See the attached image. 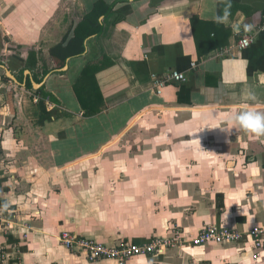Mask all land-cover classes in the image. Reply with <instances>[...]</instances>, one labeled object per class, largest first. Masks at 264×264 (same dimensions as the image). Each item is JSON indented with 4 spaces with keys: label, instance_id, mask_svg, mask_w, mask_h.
I'll list each match as a JSON object with an SVG mask.
<instances>
[{
    "label": "crops",
    "instance_id": "0c3cea01",
    "mask_svg": "<svg viewBox=\"0 0 264 264\" xmlns=\"http://www.w3.org/2000/svg\"><path fill=\"white\" fill-rule=\"evenodd\" d=\"M97 1L0 0V205L11 223L0 225V264H115L69 250L63 230L116 245L173 225L187 237L264 225V136L224 130L242 103L264 112V0H103L99 32L61 66L50 49ZM226 8L229 24L217 23ZM170 70L187 80L158 93L154 75ZM40 89L52 107L34 102ZM254 252L246 239L128 264H264V248Z\"/></svg>",
    "mask_w": 264,
    "mask_h": 264
},
{
    "label": "built area",
    "instance_id": "2783aa9c",
    "mask_svg": "<svg viewBox=\"0 0 264 264\" xmlns=\"http://www.w3.org/2000/svg\"><path fill=\"white\" fill-rule=\"evenodd\" d=\"M258 32H264V18L259 25ZM243 34L237 43L239 49H246L250 47L257 37V33ZM248 39L249 43L246 47L241 46V40ZM225 52V51H224ZM223 54V52H221ZM194 68L197 63H193ZM187 75L184 72L177 70H170L164 77L154 75V85L158 93H161L162 88L168 82H185ZM33 100L39 103L45 100L50 107L53 106L50 98H43L41 95L34 93ZM0 225L5 226L10 230V221L3 210H0ZM24 238L29 237V232L32 230L30 225H25ZM62 244L69 250L84 251L90 261H98L101 259H110L115 261V264H128V261L134 257H143L147 255H160L165 253L168 249L176 247H196L205 244H226L234 243L244 240H250L253 249L254 259H259L264 248V225L255 226L249 231H240L238 229L230 228L227 226L207 225L202 228L194 237H187L179 226L172 228L170 234L156 236L145 242H129L122 241L116 245H107L93 239H83L75 235L69 230H64L59 236Z\"/></svg>",
    "mask_w": 264,
    "mask_h": 264
},
{
    "label": "trees",
    "instance_id": "16d2710c",
    "mask_svg": "<svg viewBox=\"0 0 264 264\" xmlns=\"http://www.w3.org/2000/svg\"><path fill=\"white\" fill-rule=\"evenodd\" d=\"M103 0H99L95 3L92 11L87 13L79 24L75 31L74 37L70 38L67 43L62 41L61 43L54 45L50 49V53L57 60H59L60 65L64 66L67 59L71 56L82 54L85 51V39L91 35L99 32L101 26L99 23L100 15L107 10L108 6ZM33 56V52L29 55L28 64L31 63V57ZM91 66L87 65L83 72L87 71ZM28 88H32V83L30 81L27 82ZM37 94L41 95L43 98H51L52 100L57 102V99L49 92L44 91V89H40L36 91ZM44 103V100H41L39 103Z\"/></svg>",
    "mask_w": 264,
    "mask_h": 264
},
{
    "label": "clouds",
    "instance_id": "9594fccd",
    "mask_svg": "<svg viewBox=\"0 0 264 264\" xmlns=\"http://www.w3.org/2000/svg\"><path fill=\"white\" fill-rule=\"evenodd\" d=\"M230 12L226 8L222 16L215 17L217 23L229 24ZM231 27L236 34H240L241 28L244 32L251 31V25H240L231 24ZM241 46L246 47L249 43L248 39L241 40ZM249 99H254V97H249ZM227 124L231 127L224 128L226 131H231L233 129H241L246 133L252 134L256 137L264 136V112L257 111L253 106L248 103H242L238 107L233 108V110L228 114ZM8 207L7 203L0 205V210H6Z\"/></svg>",
    "mask_w": 264,
    "mask_h": 264
},
{
    "label": "water",
    "instance_id": "95a60500",
    "mask_svg": "<svg viewBox=\"0 0 264 264\" xmlns=\"http://www.w3.org/2000/svg\"><path fill=\"white\" fill-rule=\"evenodd\" d=\"M7 76H9L10 78H12L13 80H16L17 83H20V82L16 79L15 75H13V73H12L10 70H7ZM34 86H35L36 88H39V87H41V84H40V83H37V82H34Z\"/></svg>",
    "mask_w": 264,
    "mask_h": 264
},
{
    "label": "rangeland",
    "instance_id": "374dc122",
    "mask_svg": "<svg viewBox=\"0 0 264 264\" xmlns=\"http://www.w3.org/2000/svg\"><path fill=\"white\" fill-rule=\"evenodd\" d=\"M175 227H177V225H173V226H171V228H170V232H171V229H172V228H175ZM3 228L5 229V226H3ZM63 231H64V230H63ZM63 231H62V232H63ZM62 232H61V234H62ZM170 232H169V234H170ZM61 234H60V235H61ZM59 240H60V238H59ZM122 241H128V240H123V239H121V240L119 241V243L122 242ZM60 242H61V240H60ZM61 243H62V242H61ZM73 251H76V250H73ZM3 256H4V255H3ZM3 256H2V260H5V257H3ZM20 264H21V263H20Z\"/></svg>",
    "mask_w": 264,
    "mask_h": 264
}]
</instances>
